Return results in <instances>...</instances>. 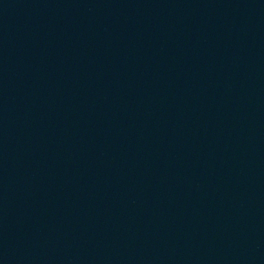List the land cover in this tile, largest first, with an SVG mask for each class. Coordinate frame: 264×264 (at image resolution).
I'll return each instance as SVG.
<instances>
[{
	"label": "water",
	"instance_id": "95a60500",
	"mask_svg": "<svg viewBox=\"0 0 264 264\" xmlns=\"http://www.w3.org/2000/svg\"><path fill=\"white\" fill-rule=\"evenodd\" d=\"M0 264H264V0H0Z\"/></svg>",
	"mask_w": 264,
	"mask_h": 264
}]
</instances>
